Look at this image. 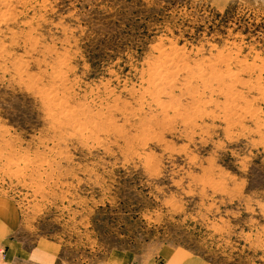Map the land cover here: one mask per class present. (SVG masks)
Returning a JSON list of instances; mask_svg holds the SVG:
<instances>
[{"label": "rangeland", "instance_id": "obj_1", "mask_svg": "<svg viewBox=\"0 0 264 264\" xmlns=\"http://www.w3.org/2000/svg\"><path fill=\"white\" fill-rule=\"evenodd\" d=\"M0 199L59 264H264V0H0Z\"/></svg>", "mask_w": 264, "mask_h": 264}, {"label": "crops", "instance_id": "obj_2", "mask_svg": "<svg viewBox=\"0 0 264 264\" xmlns=\"http://www.w3.org/2000/svg\"><path fill=\"white\" fill-rule=\"evenodd\" d=\"M19 231V218L16 211L10 202L0 199V264H59L58 250L52 242L40 240L29 246L21 239ZM168 260L170 261L163 260V264H209L199 255H173ZM108 261L113 264L115 262L118 264L139 263L136 255L123 251L112 255ZM144 262L161 264L156 260Z\"/></svg>", "mask_w": 264, "mask_h": 264}, {"label": "bare ground", "instance_id": "obj_3", "mask_svg": "<svg viewBox=\"0 0 264 264\" xmlns=\"http://www.w3.org/2000/svg\"><path fill=\"white\" fill-rule=\"evenodd\" d=\"M172 60V59H171ZM170 62H172V61H170ZM175 62V61H174ZM173 62V63H174ZM167 63H168V61H167ZM173 63H172V65H173ZM164 66V65H163ZM174 67L176 66L175 65V63H174V65H173ZM171 67V69H172V66H170ZM169 67V68H170ZM173 67V68H174ZM177 67V66H176ZM162 69V68H161ZM164 69H165V67H164ZM168 69V68H167ZM174 70V69H173ZM160 71V70H159ZM171 71V70H170ZM223 73V72H222ZM193 75V74H192ZM60 76V75H59ZM168 78H170V77H168ZM60 79V78H59ZM189 80V79H188ZM213 80V79H212ZM219 80V79H218ZM154 81L155 82H165V83H169L170 81H167V79H166V77H165V74H162L161 72L160 73H158V75H157V77L154 79ZM166 85V84H165ZM158 87V86H157ZM233 87V86H232ZM230 89H232V88H230ZM227 101V100H226ZM239 102V101H238ZM93 111V110H92ZM190 115V114H189ZM172 118V117H171Z\"/></svg>", "mask_w": 264, "mask_h": 264}]
</instances>
